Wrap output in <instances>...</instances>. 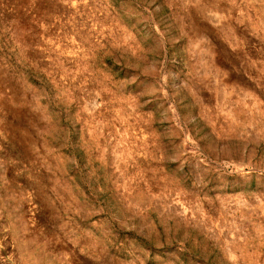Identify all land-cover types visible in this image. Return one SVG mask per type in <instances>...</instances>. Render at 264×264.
Masks as SVG:
<instances>
[{
  "label": "rangeland",
  "instance_id": "1",
  "mask_svg": "<svg viewBox=\"0 0 264 264\" xmlns=\"http://www.w3.org/2000/svg\"><path fill=\"white\" fill-rule=\"evenodd\" d=\"M0 264H264V0H0Z\"/></svg>",
  "mask_w": 264,
  "mask_h": 264
}]
</instances>
